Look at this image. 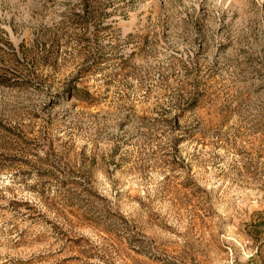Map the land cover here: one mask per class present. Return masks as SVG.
I'll return each mask as SVG.
<instances>
[{
  "label": "rangeland",
  "instance_id": "obj_1",
  "mask_svg": "<svg viewBox=\"0 0 264 264\" xmlns=\"http://www.w3.org/2000/svg\"><path fill=\"white\" fill-rule=\"evenodd\" d=\"M0 264H264V0H0Z\"/></svg>",
  "mask_w": 264,
  "mask_h": 264
}]
</instances>
